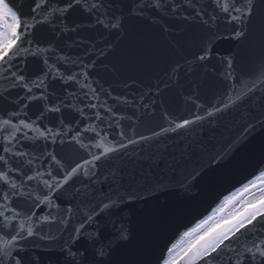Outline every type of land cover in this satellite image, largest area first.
Masks as SVG:
<instances>
[{
  "label": "water",
  "instance_id": "95a60500",
  "mask_svg": "<svg viewBox=\"0 0 264 264\" xmlns=\"http://www.w3.org/2000/svg\"><path fill=\"white\" fill-rule=\"evenodd\" d=\"M132 2L133 0H105V3L110 4L111 11L121 17L118 29H105L96 25L79 10L73 12L67 21L69 26L80 25L75 33L57 35L48 25L37 26L35 37L42 47L50 43L57 49L56 55L93 65L85 69L89 73L88 80H84L82 76L79 78L82 84H90L96 89L100 96L99 100L91 99V93L84 97L83 93L89 89L73 84L69 91L77 92L80 98L69 97L63 91L67 85L58 80H50L48 91L52 95L49 102L59 103L57 97L62 96L66 103L70 102L76 108L83 109L90 116L96 110L84 108V104L106 101L113 111L119 110L117 115L122 117L120 126L128 135H132L131 130H134L136 136H150L152 131H159L161 126H169L163 118L165 112L177 122L192 119L194 114L203 116L206 108L223 98L231 83L224 80L222 75L227 68V58L230 57L233 61L234 76L241 80L258 75L264 65V9L257 8L244 25H235L237 29L243 28L246 33L244 37L236 38L233 35V25L223 20L214 24L209 31L196 21H185L171 13L163 18L151 10L146 11L143 18L129 15L128 7ZM255 2L259 3L260 0ZM201 3H207V0H201ZM17 6H21L19 0ZM30 7L31 0H22L21 10L25 15L29 13ZM205 47L211 48V58L198 61L195 57ZM43 67L39 58L29 57L25 71L29 75L33 72L39 74V69ZM63 70L66 75L80 73L81 67L69 62L64 65ZM7 86L8 82L0 79V91ZM38 91L34 89V92ZM16 92H20L21 96L25 95L22 89H16L10 99L15 98ZM262 95L264 93L257 92L251 101L217 114L210 118L211 122L205 119L189 128L170 132L159 141L130 146L126 154H110L108 160L98 162L100 171L105 175L117 168H126L128 172L135 173L139 186V198L125 209L122 221L117 222V228H123L128 239H116L111 225L105 232L106 239L103 243L111 244L110 254L105 257L106 264H162L161 257L168 259L172 253H177L186 240L185 233L205 220L227 195L246 183L245 186H249L262 178L260 176L254 179L264 171V127L257 124L251 135L238 142L246 123H255L256 119L261 118V113L264 112ZM116 97L120 99L117 100ZM125 98L128 103L124 102ZM197 103L202 107L198 109ZM143 104H148L149 107L144 108ZM42 107L43 102L32 101L28 109H25L28 117L21 114L11 119L14 123H18L19 119L30 122L29 117L35 120ZM13 110L19 111V103L12 105L0 99V119L9 118L7 113ZM99 111L105 116L110 115L103 108ZM60 118H64L65 123L74 118L82 119L75 108H69L62 109V114L48 113L43 123L37 121V125L41 129L43 124L51 127L50 121L55 119L58 123ZM84 123L99 125L101 136L105 131L109 133L107 141H101L102 147L92 148L93 152L112 147L108 141L113 139V134L119 139V129L108 128L107 124H100L94 117L84 120ZM8 131L11 132L12 129ZM23 133H27L29 137L39 135L36 131L23 128L15 135L21 136ZM5 135L7 132L0 125V144L4 143ZM83 135L93 137L96 134L88 132ZM87 142L86 140L85 143ZM22 144L26 146L25 150L37 155L45 147V141L41 139H37L35 143L22 140ZM165 145L169 159L176 157L182 159V163L175 167L164 166L145 174L136 156L159 153L164 151ZM47 147L48 151H55L66 165H74L87 156L75 144L48 143ZM186 148L191 151L188 156H183ZM213 156L217 157L218 165L209 162ZM16 159L13 157V161ZM74 188H82L79 180L74 187H69L63 193L65 207L66 202L72 200ZM232 195L234 193L220 207L228 204ZM18 206L26 207L23 202H18ZM212 214H218V208L210 215ZM206 220L209 221V216ZM45 230H48L47 226ZM86 231L83 243L91 245L99 234L91 227ZM67 238L65 234L64 239ZM241 243L246 241L242 238ZM172 245L175 248L168 253L167 249ZM28 255L30 258L37 257L38 264H61L59 251L44 250L42 242L37 241L35 245L29 243ZM174 257L175 254L170 259ZM178 264H188V257L181 254ZM194 264L204 262L197 259Z\"/></svg>",
  "mask_w": 264,
  "mask_h": 264
},
{
  "label": "snow or ice",
  "instance_id": "6c2138e0",
  "mask_svg": "<svg viewBox=\"0 0 264 264\" xmlns=\"http://www.w3.org/2000/svg\"><path fill=\"white\" fill-rule=\"evenodd\" d=\"M17 3L18 0H0V79L8 82V86L0 91V99L12 105L19 103V111L13 110L7 113L9 118L0 119L3 131L7 132L3 138L4 143L0 144V264H38L37 257L30 258L28 255L29 243L35 245L37 241L42 242L44 250L59 251L61 264H106L105 257L110 254L111 244L103 243L106 239L105 232L111 225L116 239H128L124 229L117 228V222L122 221L125 209L139 198V186L135 173L128 172L126 168H117L105 175L100 171L98 162L108 160L110 154H126L130 146L159 141L170 132L189 128L205 119L211 122L210 118L217 114L244 104L245 101H251L257 92L264 93V65L258 75L241 80L234 76L233 61L230 57L227 58V68L222 75L224 80L231 83L223 98L206 108L203 116L194 114L192 119L177 122L165 112L163 118L168 127L161 126L159 131H152L150 136H136L134 130H131L132 135H128L120 126L122 117L117 115L119 110L113 111L106 101L100 104H84L81 100L84 108L96 110L90 116H87L83 109L76 108L70 102L66 103L62 96L57 97L59 103L49 102L52 95L48 91L50 80H58L67 85L63 91L69 97L80 98L77 92L69 91L73 84L89 89L83 93L84 97L91 93V99L99 100L100 96L96 89L90 84H82L79 78L82 76L84 80H88L89 73L85 69L92 67V64L56 55V48L50 43L42 47L35 37L38 25H48L57 35L77 32L80 25L67 24L69 16L77 10L87 15L90 22L105 29L120 28L121 17L111 11L110 4L105 3V0H31L27 15L21 10L22 0H19L20 7ZM257 8L264 9V0L259 3L255 0H207V3H201V0H133L128 7V14L143 18L145 12L151 10L163 18L171 13L172 16L182 17L185 21H196L209 31L214 24L223 20L233 25L234 37L242 38L246 35L245 30L237 29L235 25H244ZM6 21L10 23H5ZM49 53L52 55H48ZM29 57L42 61L44 67L39 69V74L26 73ZM195 58L201 62L209 60L211 48H202ZM69 62L80 66L81 72L66 75L63 69ZM16 89H22L25 95L21 96L20 92H16L15 98L10 99ZM34 89L39 90L38 93L34 92ZM116 99L119 100L120 97ZM32 101L43 102L42 110L35 120L29 117L30 122L19 119L18 123H14L11 117H19L21 114L28 117L25 109H28ZM261 101L264 103V95L261 96ZM124 102L128 103L127 98ZM143 107L148 108L149 105L143 104ZM196 107L199 109L202 105L197 103ZM69 108H75L82 119L74 118L68 123H65L64 118H60L58 123L53 119L50 121L51 127L43 124L42 129L37 125V121L43 123L48 113L62 114V109ZM100 108L110 115L105 116L99 111ZM93 117L95 121H100V124H107L108 128L119 129V139L113 134V139L108 141L112 147H104L100 152H93L91 149L101 148V141H107L109 133L105 131L101 136L99 125L84 123V120H91ZM257 124L264 127V112L255 123H246L238 142L251 135ZM22 128L36 131L39 135L29 137L27 133H23L16 136ZM8 129L12 131L9 132ZM88 132L96 135H83ZM37 139L45 141V147L39 155L25 150L26 146L22 144V140L35 143ZM48 143L75 144L83 149L87 156L74 165H66L55 151H48ZM190 151L186 148L182 155L188 156ZM166 153L165 145L164 151L137 155L136 159L140 161L145 174L164 166L175 167L182 163V159L176 157L169 159ZM13 157L17 159L13 161ZM209 162L219 164L216 156L211 157ZM44 164L47 166L43 167ZM260 176L264 177V171L260 172ZM77 180L82 188H74L72 200L67 201L65 207L63 193L69 187H74ZM244 190H248L247 186ZM18 202H23L26 207H19ZM45 208L48 210L45 211ZM211 219L210 217L209 220ZM73 220L76 222L73 223ZM207 224V220L202 221L192 230L202 231L184 249L183 255L188 257V264H194L197 259L202 260L204 264H264V188L260 189L258 197L253 196L241 209L226 218H220L205 229L204 225ZM89 227L99 235L92 240L91 245H85L83 241ZM65 234L67 239H64ZM185 235L190 236L191 233ZM242 238L246 243H241ZM174 248L175 245L168 248V253ZM161 259L162 264H174L169 259Z\"/></svg>",
  "mask_w": 264,
  "mask_h": 264
},
{
  "label": "bare ground",
  "instance_id": "6f19581e",
  "mask_svg": "<svg viewBox=\"0 0 264 264\" xmlns=\"http://www.w3.org/2000/svg\"><path fill=\"white\" fill-rule=\"evenodd\" d=\"M262 185H264V177L260 178L259 180L255 181L254 183L250 184L249 186H247V188H248V190H251L253 188L260 187ZM238 196H236L235 194L232 195L231 197H229V203L228 204H226V205L218 208V214L209 215V218L211 217L212 219L208 221V224L207 225H204V228L206 229L207 227L212 226V224H214L216 221L220 220V218H222L224 216L226 218L228 212L235 210L236 207H239L241 205V203L244 201V199L242 201H240L239 203L232 205L233 202L236 201L239 198ZM221 212H225V215L222 216V217H220ZM192 230L188 232V233H191V235L190 236H186V240L184 241V244L182 245V248L183 247H187L188 244H189V242L192 241V240H194L196 238V236L198 234H200V232L202 231V230H197V232H193ZM179 253L180 252H178L177 254H175V257L174 258H171L169 260L170 261H173L174 264H177L176 263V260H177V257H178V254Z\"/></svg>",
  "mask_w": 264,
  "mask_h": 264
},
{
  "label": "rangeland",
  "instance_id": "374dc122",
  "mask_svg": "<svg viewBox=\"0 0 264 264\" xmlns=\"http://www.w3.org/2000/svg\"><path fill=\"white\" fill-rule=\"evenodd\" d=\"M5 23H10V21H6ZM249 200H250V199H249ZM247 201H248V200H247ZM245 202H246V201H244L243 204H244ZM243 204H242V206H243ZM242 206H241V207H238L237 210L241 209ZM237 210L235 209V210H233V211H230V212L227 214V216H228L229 214L233 213V212H236ZM224 214H225V213H224ZM223 216H224V215H223ZM227 216H226V217H227ZM220 217H222V214L220 215ZM224 217H225V216H224ZM185 248H186V247H185ZM185 248H184V249H185ZM184 249H183V250H184Z\"/></svg>",
  "mask_w": 264,
  "mask_h": 264
}]
</instances>
